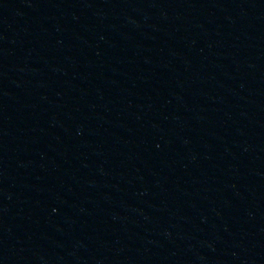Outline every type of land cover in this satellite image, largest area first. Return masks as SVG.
Wrapping results in <instances>:
<instances>
[{
  "label": "water",
  "instance_id": "1",
  "mask_svg": "<svg viewBox=\"0 0 264 264\" xmlns=\"http://www.w3.org/2000/svg\"><path fill=\"white\" fill-rule=\"evenodd\" d=\"M0 264H264V0H0Z\"/></svg>",
  "mask_w": 264,
  "mask_h": 264
}]
</instances>
